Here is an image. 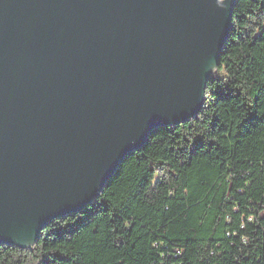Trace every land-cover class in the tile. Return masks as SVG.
I'll use <instances>...</instances> for the list:
<instances>
[{
  "label": "water",
  "instance_id": "water-1",
  "mask_svg": "<svg viewBox=\"0 0 264 264\" xmlns=\"http://www.w3.org/2000/svg\"><path fill=\"white\" fill-rule=\"evenodd\" d=\"M236 2L0 0L1 244L32 248L200 113Z\"/></svg>",
  "mask_w": 264,
  "mask_h": 264
},
{
  "label": "trees",
  "instance_id": "trees-1",
  "mask_svg": "<svg viewBox=\"0 0 264 264\" xmlns=\"http://www.w3.org/2000/svg\"><path fill=\"white\" fill-rule=\"evenodd\" d=\"M0 264H264V0H237L200 113L152 132L32 248L0 243Z\"/></svg>",
  "mask_w": 264,
  "mask_h": 264
},
{
  "label": "built area",
  "instance_id": "built-area-1",
  "mask_svg": "<svg viewBox=\"0 0 264 264\" xmlns=\"http://www.w3.org/2000/svg\"><path fill=\"white\" fill-rule=\"evenodd\" d=\"M182 252H183V250H182V249H176V253H177L178 255H181V254H182Z\"/></svg>",
  "mask_w": 264,
  "mask_h": 264
}]
</instances>
